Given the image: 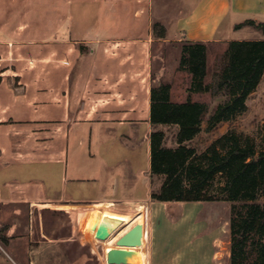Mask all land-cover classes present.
Listing matches in <instances>:
<instances>
[{
    "label": "crops",
    "instance_id": "crops-1",
    "mask_svg": "<svg viewBox=\"0 0 264 264\" xmlns=\"http://www.w3.org/2000/svg\"><path fill=\"white\" fill-rule=\"evenodd\" d=\"M48 1L0 0V62L6 67L0 73V226L18 219L24 209L71 213L81 206L104 205L109 218L101 232L112 237L128 225L120 239L135 224H143V204L153 202L157 192L151 188L146 198L119 199L122 178L143 173L163 178L152 173L151 134L175 126L177 142L180 130L151 121L152 87L158 84L154 44L171 42L170 31L155 36L138 9L135 24L119 26L121 16L112 13L113 3L127 0H54L51 11ZM86 3L97 4L99 10L92 11L91 5L79 10ZM248 19L264 22V0H199L177 22L185 39L175 44L264 39L255 26L236 28ZM231 30L252 36L232 39L226 35ZM35 50L42 52L37 56ZM157 51L159 63L163 53ZM158 73L159 83L173 85V101H187L188 90L176 93V79L167 74L161 80V67ZM263 80L240 116L250 111V99ZM164 145L179 146L166 137ZM110 182L113 193L94 195L97 186ZM59 192L62 196L50 198ZM129 204L140 205L137 210L123 208ZM13 233L7 230L10 240ZM203 239L188 251L170 253L169 246L153 250L150 264H231V251L221 260L212 242ZM144 244L143 230L141 246L121 249L138 256L136 264H146L139 250Z\"/></svg>",
    "mask_w": 264,
    "mask_h": 264
},
{
    "label": "rangeland",
    "instance_id": "rangeland-1",
    "mask_svg": "<svg viewBox=\"0 0 264 264\" xmlns=\"http://www.w3.org/2000/svg\"><path fill=\"white\" fill-rule=\"evenodd\" d=\"M52 1H48L46 7L48 11L52 9ZM198 2L199 0H127L113 3L115 9L112 13H119L121 16L118 21L119 26L135 24L137 21L135 11L138 9L144 11V25L151 26L155 36H166L168 30L170 31L171 42L164 44L161 40L154 44L153 77L159 84L158 70L160 67L161 71L164 69V76H161V80L167 74L169 78L173 76L176 79L174 85L176 93L188 90L191 80L187 72L179 69L182 45L175 43H178L176 39H185V36L177 30V22L180 17L190 14ZM89 5L91 6L89 7ZM88 7L94 12L99 10L97 4L93 3L81 5L79 10H84V8L87 10ZM226 35L232 39L252 36L234 30L228 31ZM185 42L193 41L183 40L182 43ZM227 47L226 42L209 43L210 69L207 83L213 81V75L225 63ZM157 50L163 53L162 62L159 63ZM41 52L40 50L33 51L37 56ZM47 52L55 53V50ZM5 69L6 67L0 62V73ZM192 97L208 103L211 108L224 99L223 96H213L211 92L196 93ZM207 126L206 117L202 131L190 142V145L199 152L206 150L216 139L231 129L252 136L257 141L259 148L263 149L264 80L258 93L250 99V111L247 114L238 116L233 121L224 122L213 130H208ZM163 129L166 132L167 141L170 144H177L174 138L175 126H166ZM162 182V177L154 176L151 179L147 177L146 173L133 178L124 177L118 198H146L151 188L155 191L160 190ZM222 183L223 179L219 176L211 188V194L214 196V200L211 201L162 202L153 200V202L143 204L145 208L140 215H143V225L146 227V231L143 228L145 244L139 250L144 253L146 264H150L153 250L169 246L170 253L188 251L193 246L199 245L201 238L212 242L213 250L221 253V260L227 257L231 245V203L226 200L225 195L220 193ZM97 188L94 195L113 193L112 182L106 184L105 188L102 186H97ZM49 196L55 199L62 196V193H52ZM261 201H264L263 197H261ZM139 205L129 204L123 208L134 207L136 209ZM104 207V205L81 206L71 213L52 209L36 208L33 211L24 209L18 219L8 220V222H18L16 226L10 225L8 222L7 225L0 226V264H111L109 251L121 248L136 250L137 247L119 244L120 234L128 228V225L116 231L112 237L105 236L104 232H101L103 221L109 218L104 216L107 212ZM8 213L7 211L6 214ZM4 216V219L7 220L6 215ZM6 220L4 221L6 222ZM9 228L14 230L12 240L7 236ZM208 247L210 248V246ZM203 250L206 249L203 248Z\"/></svg>",
    "mask_w": 264,
    "mask_h": 264
},
{
    "label": "trees",
    "instance_id": "trees-1",
    "mask_svg": "<svg viewBox=\"0 0 264 264\" xmlns=\"http://www.w3.org/2000/svg\"><path fill=\"white\" fill-rule=\"evenodd\" d=\"M244 25L264 33V22L248 19L236 28ZM225 58L213 81L207 83L209 43L185 42L179 69L191 78L187 101H173L170 83L153 85L152 123L178 125L180 130L176 148L164 145L165 132L151 134L152 173L164 178L152 198L163 202L211 201V188L220 176V193L231 203V264H264V148L260 149L252 136L235 129L228 130L203 152L186 144L202 131L206 117L207 129L213 130L248 110V99L264 77V39L232 40ZM205 92L224 99L211 108L192 97Z\"/></svg>",
    "mask_w": 264,
    "mask_h": 264
},
{
    "label": "water",
    "instance_id": "water-1",
    "mask_svg": "<svg viewBox=\"0 0 264 264\" xmlns=\"http://www.w3.org/2000/svg\"><path fill=\"white\" fill-rule=\"evenodd\" d=\"M122 246L139 247L143 244V224H137L122 238L119 239ZM109 262L111 264L139 263V257H132L122 249H113L109 252Z\"/></svg>",
    "mask_w": 264,
    "mask_h": 264
}]
</instances>
